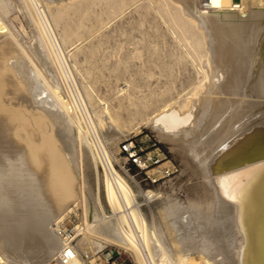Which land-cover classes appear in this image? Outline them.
I'll return each instance as SVG.
<instances>
[{
    "label": "bare ground",
    "instance_id": "obj_1",
    "mask_svg": "<svg viewBox=\"0 0 264 264\" xmlns=\"http://www.w3.org/2000/svg\"><path fill=\"white\" fill-rule=\"evenodd\" d=\"M7 1L0 0V250L3 252V255L0 254V264H38L58 245L60 250L62 241L52 228V223L61 221L70 207L72 209L80 203L86 230L98 236V240L92 243L87 239L90 244L95 243L97 249L107 244L125 248L136 264H264V0H242L239 8L230 7L231 0H214L216 8L206 13L198 10L197 0H182L184 6L178 0H171L173 4H178L176 7L180 9L174 10L180 11L181 18L187 21L185 23L189 22L190 27L201 30L200 34H196V30L190 28L195 32H188L187 27L183 26V37L192 40L186 53L196 61L197 76L188 94L186 91L183 92L184 97L178 94L177 97H167L169 101L151 111V114L140 117V126L149 128L160 141L169 142L182 155H188L193 160L198 158L200 166H197L201 167L199 170L203 175L200 184L203 195L187 204L172 200L161 187L136 190L115 169L108 143L109 138L114 139L112 130L118 125L112 126L115 123L109 109L98 111V124L90 121L91 126L86 125V130H83L82 120L72 113V107L61 91L55 77L58 74H53L50 68L43 41L37 40L34 30L36 36L32 35L31 44L35 43L36 48L29 43L24 45L13 40V32L2 18L9 5ZM20 1L14 0V6L26 17L22 2L18 3ZM23 1L31 13L34 10L33 17L43 39L38 37L44 40L43 44L47 47L53 37L47 31V17L41 5L44 4L49 11L52 8L51 18L57 21L62 18L70 2ZM112 2L120 6L124 0ZM172 17L174 19V14ZM156 31L152 32L156 34ZM56 52L54 59L64 72L63 63L56 55L60 49ZM39 55L43 61L39 60ZM130 95L127 94L131 101L134 100ZM119 99L122 100V97ZM200 104L203 115L208 111L217 113L224 104L243 105L246 108L229 125L232 130L216 142L209 157H200L201 152L195 146L196 139L182 137L190 133L184 125L191 121ZM203 115L199 114L196 119H202ZM105 119L113 123H110L112 128L109 129L108 139L101 136L98 129V126L106 125ZM56 130L63 131V137L68 138L67 147L61 146L63 143L60 144L59 131ZM87 133L91 134L90 139L86 137ZM76 138L80 141L78 145L82 147L86 168L91 165L94 171L98 163L102 166L105 205L99 195V185L94 191L89 180L80 175L82 167L78 171ZM168 183V187L172 188L170 181ZM135 190L141 192L146 203L156 201L155 206H159L157 216L151 217V221L141 213L140 202H137L138 205L135 200ZM73 249L76 255L66 264L91 263L89 250H85V256H81L75 244ZM90 249L92 251L93 248Z\"/></svg>",
    "mask_w": 264,
    "mask_h": 264
},
{
    "label": "rangeland",
    "instance_id": "obj_2",
    "mask_svg": "<svg viewBox=\"0 0 264 264\" xmlns=\"http://www.w3.org/2000/svg\"><path fill=\"white\" fill-rule=\"evenodd\" d=\"M54 1L57 4L64 3L66 1L70 3L66 5L67 7L65 8V12L62 15V18L57 20L58 22L54 21L51 18L50 13L53 14L52 8H51V11H49V9H47V7L44 6V4L41 5L42 10L47 17V24H46V28H48L47 31L51 30V33L49 31L48 33H49V36L53 37V38L50 37L52 40V43L49 41H48L49 43H47V40H46V43H47V47H46L45 46L46 44H43L45 43L44 40H40L43 38L41 35V31L39 30V27L36 23V20L33 17V13H35L34 10H33V13H31L30 10L27 8L25 1L21 0L20 2H18V3L22 2V6L24 8L23 10L27 14L25 17L23 13L21 12V10L17 9V7L14 6V3H15L14 0H8L7 2L9 5L7 7V11L6 13L4 12V14L2 13L3 14L2 18L4 17L3 18L4 22L6 23L8 28L11 29V31L13 32V36H14L13 40L15 39L17 40L16 41L17 43H20V44L23 43L24 45H28L29 43L30 46H32L33 48H36L37 45L35 43L33 45L31 44L33 41V39H31L33 38L32 35L33 34L35 35V32H36L37 40H39L40 42L43 41L42 46L44 50L45 49L47 50L45 51L46 53H48L47 57H48V62L50 61L49 63L51 66L50 68L54 70L53 71L51 69L53 74H56V73L58 74V76L55 75V77L58 83L60 84L62 93L64 94L65 98L68 100V102L70 103L72 107V113L75 116H79L80 119L83 121V122L81 121L83 130H86L87 126L89 127L91 126L90 121L94 124H98L96 120L98 111L100 112L102 109L104 110L105 108L109 109L112 115V118H113L112 121L115 124L112 125L113 123L109 119L107 120H109V122L112 124L108 123L105 119L104 123L106 122L107 123L106 125L104 123L103 124L106 128L104 129V126L100 125L98 126V129L100 130V135L102 134L101 136H103L105 139H108L110 137L109 129L112 128L111 125L113 127H115V125H118V127H116L117 129L114 128V130H112L114 131V136H113L114 139L109 138L110 139L109 143H108V140L106 141L109 146V151L111 154V158L113 159V165L115 169L125 179L126 177L130 178L134 175V178L137 181H139L138 183L137 181L132 182L126 179L130 183V185H132L134 189L144 190V189H149V188L155 189V188L161 187V190H164V192H167V194L169 193V197L172 200H177V201L179 200V202L182 204H187L188 202L193 201V200L197 201L203 195L202 188L200 186L203 180V177H202L203 175L201 174V170H199L201 167L200 168L198 167L200 166L199 164L200 162L198 158H195V160H193L194 158L188 155H182L180 150L176 148L175 149L172 148L169 142L160 141L157 138V136L154 133H152V131L149 128H146L143 125L140 126V120L141 118L155 111L158 108V106L160 107L163 103L169 101L170 100L169 98L177 97V94L183 95L182 97H184L185 93L183 92L187 91L186 93L188 94L191 91L189 89H192V85L194 84L195 79H196L195 76H197L196 75L197 73L195 70L196 61H194L192 57L186 53V49L191 46L192 40L190 38L183 37L184 35L183 31H185L183 29V26L187 27V29L189 30L188 32L194 33L195 32L194 30H196L195 32L196 34L197 32H199L198 34H200L201 30L198 31V29H195L194 27H190L191 24L189 22L185 23L187 21H184L183 17H182L183 19L181 18V15L179 13L180 11L174 10L178 8L176 7L178 4L176 5L175 3L173 4L171 0H164V1L163 0H160V1L159 0H155V1L154 0H130V1L124 0V3H122L120 6L114 5L112 0H90V1L89 0H70V1L69 0H54ZM178 1L180 2L181 5L184 6V3L182 0H178ZM154 2L157 4H155ZM169 3H171V5ZM113 5L115 9L113 8ZM113 9L114 11H112ZM116 11L118 12L117 15H116L117 13ZM177 13L180 16H178ZM173 14L175 16L174 19L172 17ZM169 27L172 29H170ZM152 29H154L155 31L156 30H159V31H156V34H155V32L154 33L152 32L154 31ZM168 29H170L171 33L170 31H168ZM162 30L164 32H162ZM69 32L71 34H68ZM172 32L173 33L175 32V33L173 34ZM151 33H153V36ZM160 33L163 38L161 37ZM176 34L179 36H176ZM38 36H40V39ZM145 36L148 38H146ZM143 37L150 41L143 39ZM155 37L159 40H157ZM178 37H179V40H178ZM154 40L155 41L157 40L156 45L154 43L155 42ZM173 40H177V41L173 42ZM184 40H186V42ZM54 41L56 42L53 44ZM49 45H50V48H49ZM169 46H172V47H169ZM173 48L175 50H173ZM59 49H60V52H59ZM176 49L180 51L181 53L177 52ZM52 50L54 51L53 53L51 52ZM147 50L151 52H147ZM56 51L59 53H57ZM55 52L57 53L56 55L59 56L60 58L59 60H61V62L63 63V67L65 70L64 72H62L60 68H58L59 66H57L58 62H56L57 60L54 59L55 56H53ZM158 52L160 54H157ZM49 53H50V56H49ZM154 55H158V56H154ZM184 55L186 57H184ZM159 56H161L160 60L158 59ZM38 57H40L39 59L40 61L41 59L43 61V58L41 55H39ZM147 58H149L150 60ZM189 58H190V61H188ZM167 60L170 62H168ZM191 60L194 61L195 63H192ZM145 61H147V63ZM176 61L178 63L180 62L179 63L180 65ZM160 64L161 66H159ZM167 68L170 71L169 70L167 71L166 70ZM159 69L160 70L162 69V70L160 71ZM164 70H165V73L167 72L166 74L163 72ZM192 70H195V71L193 72ZM60 71L62 73H60ZM65 74L67 75V77ZM167 74H169V76ZM148 76H151L149 77L150 79L148 78ZM145 77L147 78L145 79ZM168 77L169 79H167ZM177 81H179V83ZM167 87L169 88V91ZM177 90L179 91V93H177ZM163 92L165 94L162 95ZM166 92H168V95H166L167 94ZM127 94H131L132 95V96L130 95L131 99H134V100L131 101L130 97L127 96ZM80 97L82 99L81 101H80ZM121 97H122V100L119 99ZM160 97L163 100L165 99V97L166 98L169 97V98L163 101ZM179 99H181V97ZM218 104L220 105V103H216L215 105H218ZM199 106H201V104L197 106L199 110L198 108H196L194 115H192L191 117V121H189L188 123L184 125L185 129L189 130L190 133L184 134L185 137L183 135L182 137L185 139H192V140L196 139L197 141L195 143V146L197 147V149H199L198 150L199 153L201 152L199 154L200 157L201 156L209 157V155H211V153L213 152L212 148L215 146L216 142L222 140L228 134V131L232 130L231 129L232 127L229 125L234 120L238 119L240 114L243 113L246 110V108L243 105L241 106L242 107L241 108V107H238L236 104H231V105L226 104V106L224 104V106H222L221 109H219L221 112L218 111L217 113H213L216 115L215 117V115H213L212 113H209V111L205 112V114L203 115L202 113L203 111ZM226 108L229 111H227ZM93 110L94 111L96 110V111L94 112ZM218 113L220 114L222 113L223 115L221 114V116H219L220 114L218 115ZM199 114L203 115L202 119H196V118H199L198 116ZM83 118L85 120H83ZM92 118L95 122L92 120ZM218 118L220 119V121ZM213 122L214 123L216 122L215 125ZM188 125L190 128L188 127ZM203 126L205 127V129ZM204 130H206L205 133H203ZM57 131L59 130H56V132ZM61 132L63 131L60 130L59 133L57 134L59 135V138L61 140L60 144L63 143L61 146L65 148L67 147V144H68V138L66 136L63 137ZM201 133L205 135L202 136L203 134L201 135ZM60 134L62 136H60ZM86 137L90 139L91 134L88 135L87 133ZM63 138H65V140ZM76 139H77L76 140L77 142H75V146L77 149L76 159L78 162L77 163L78 171H80L81 170L80 168L82 167V170L79 173L80 175H82L83 177L85 176L86 179L89 180V183L94 191L97 190V186L99 185V195H100L102 202L105 205L104 193H103V188H102V180H103L102 166L98 163L97 164L98 166L96 168L97 170L95 169L94 171H93L94 167L93 166L91 167V165L90 167L86 168V161L84 159V154L82 153V147L80 144L78 145L80 141L78 140V138ZM209 139L211 142L209 141ZM129 141H133L134 143L141 145L143 148H151V145L155 143L156 146L160 147V150L163 152V155H165L167 159L172 160L177 165L178 171L174 175L167 177V178H163L157 183H151V181L145 177V174L143 173V171H138L137 169L133 167L129 171L128 175H125L124 172L122 171V168L123 166L124 168L127 166L126 165L127 158L125 154L120 153L119 147L121 146L122 143L129 142ZM200 150H203V152ZM79 152H81L82 154ZM79 155L81 156V158ZM183 169L184 171H182ZM153 170L154 169L148 170V173H151ZM168 181H170V183L173 185L172 188L168 187L169 185ZM136 190H135V192L137 193L135 197L136 203L140 202V205L139 203L137 204L139 205V209L141 213H143V215L148 221H151V217L157 216V210L159 209V206H155L156 201L146 203L143 199V195H141V192L138 193V191ZM154 207H157V208H154ZM81 208H82L81 203L78 204L77 207H74V208L72 207V209L70 207L68 213L66 214V217L68 218L65 221L66 224L68 223L79 224V225L84 224L83 229L81 230L79 235H77V237L74 239V242H73V244H75L77 249L79 250L78 252L80 253V255L85 256V250H89L88 251V253H90L89 259H91L92 257L91 263L89 264H136L133 259L132 254L129 251H127L125 248H121L113 244H107L105 246H102L103 248L100 247L97 249L96 245H94L95 243H93L92 245L90 244V242L87 239H90L92 243V241L94 242L98 240V238H96L98 236H95L89 230H86L87 226H86V223H84V220H82L83 214H82ZM174 232L175 231L172 229L171 233L173 236L175 235ZM99 238H101V236H99ZM89 244H90V247H89ZM90 248H93L92 251ZM58 250H59V245L53 253L44 257L38 264L59 263V261H56L58 260L57 257H55L57 256ZM0 254L3 255V252L1 250H0ZM51 257L52 258L54 257L53 258L54 260H52ZM93 258L95 259L93 260ZM48 259L49 261L46 262V260Z\"/></svg>",
    "mask_w": 264,
    "mask_h": 264
},
{
    "label": "built area",
    "instance_id": "obj_3",
    "mask_svg": "<svg viewBox=\"0 0 264 264\" xmlns=\"http://www.w3.org/2000/svg\"><path fill=\"white\" fill-rule=\"evenodd\" d=\"M214 0H197V8L200 12L206 13L216 8ZM230 7L239 8L242 6V0H231ZM120 153L125 154L127 158V166L122 168L125 175H128L131 168H135L138 171H143L145 177L151 181V183H157L163 178L170 177L178 171L177 165L170 159H167L159 146L155 143L151 145V148H143L141 145L134 143L133 141L122 143L119 147ZM154 169L151 173L148 170ZM132 178V179H131ZM126 179L134 182L137 181L132 177H126ZM139 183V181H137ZM68 217L64 216L63 220L52 223V228L62 241V247L57 253V259L60 264H66L71 260L76 252L73 249L74 239L79 235L83 229L84 224H66L65 221Z\"/></svg>",
    "mask_w": 264,
    "mask_h": 264
}]
</instances>
